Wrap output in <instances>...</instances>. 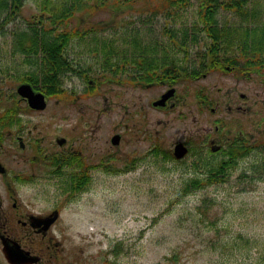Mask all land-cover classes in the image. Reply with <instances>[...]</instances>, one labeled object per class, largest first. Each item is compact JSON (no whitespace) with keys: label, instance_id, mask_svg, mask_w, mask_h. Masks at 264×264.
Segmentation results:
<instances>
[{"label":"rangeland","instance_id":"obj_1","mask_svg":"<svg viewBox=\"0 0 264 264\" xmlns=\"http://www.w3.org/2000/svg\"><path fill=\"white\" fill-rule=\"evenodd\" d=\"M57 1L24 0L17 15L0 9L3 106L10 105L11 88L16 80L21 82L23 70L30 69L16 51L13 32L42 8L52 11ZM162 1L83 0L65 23L74 34L67 47L97 86L86 91L87 83L66 74L63 92L51 96L46 111L65 108L98 116L99 165L88 189L67 200L63 237L78 246L87 264L90 259L94 264H264V172L256 167L264 155L250 152L212 183H205L202 166L206 159L215 163L226 153L221 140L223 150L209 152L208 135L242 131L249 145L264 142V68H243L241 56L243 51L264 52L253 38L264 30V0H246L242 15L221 10L220 23L233 35L226 54L238 57L236 66L210 69L197 78L182 71L171 83L174 97L165 107H155L152 101L168 85L133 84L129 66L113 75L103 63L109 59L113 68L120 57L110 55V48L129 51L134 42L151 49L149 41L158 37L164 47L156 56L165 65L195 66V54L209 43L201 25L192 24L198 21L196 2L173 11L171 6L160 9ZM165 25L175 39L185 30L184 50L177 42L173 45ZM246 26L258 30L246 34ZM115 133L121 138L112 146ZM179 141L188 146V153L176 159L172 151ZM191 178L203 181L185 188Z\"/></svg>","mask_w":264,"mask_h":264},{"label":"flooded vegetation","instance_id":"obj_2","mask_svg":"<svg viewBox=\"0 0 264 264\" xmlns=\"http://www.w3.org/2000/svg\"><path fill=\"white\" fill-rule=\"evenodd\" d=\"M63 51L67 69L62 77L74 74L94 88L97 80L77 72L81 60L72 56L69 47ZM1 82L0 70V264H87L78 246L63 237L62 215L67 200L88 189L98 168V116L65 108L48 112L51 96L28 81L21 83L43 92L45 106H30L28 98L18 93L17 80L8 95L10 105L3 106ZM218 131L215 125L214 133ZM117 134L118 143L112 142L114 134L110 137L112 146L120 142ZM213 135L206 138L212 153L223 150L219 140L226 146L248 142L242 131ZM89 263L94 264V259Z\"/></svg>","mask_w":264,"mask_h":264},{"label":"trees","instance_id":"obj_3","mask_svg":"<svg viewBox=\"0 0 264 264\" xmlns=\"http://www.w3.org/2000/svg\"><path fill=\"white\" fill-rule=\"evenodd\" d=\"M23 1L0 0V9L2 8L1 11L6 12V8H9L8 13L10 15H17L20 13ZM58 1L55 8H51L52 11L46 12L42 8V12L39 11L37 14L31 15L30 19L25 21L24 27L21 30L13 32L14 36L17 37L16 51L23 55L24 63L30 67L28 71L23 70L20 79L33 83L48 95L60 94L63 91L61 78L67 69V61L63 58V49L67 46L70 36L73 34V28L67 29L65 23L83 0H61V5L58 4ZM245 1L163 0L160 3V9L171 6L175 8L173 11L187 9L196 2L197 6L195 9L198 14V21L192 24L193 26L201 25L207 38H209V43H206V48L203 51H198L195 54V66L188 69L182 68L179 65H165L163 60L158 59L156 56L164 47L163 41L156 37L149 41L153 44H149L151 49L147 45L143 47L134 42L132 44L134 47L129 51H118L110 48V55L115 54V56H120L119 60L114 63V72L121 73L126 70V66H129L132 73L130 77L132 82L150 85L161 80L172 83L174 79H178L177 77L181 75L182 71H184L186 76L197 78L199 75L207 73L210 69L223 68L225 65L236 66L238 57L226 54L229 50L227 47L230 46V40L233 38L231 37L232 34H229L230 30L227 25L224 26L220 23L219 16L223 12L221 10H228L232 14L242 15L246 12L244 9ZM163 28L165 32L169 33L173 45L177 42L179 49L184 50L187 39L185 30L182 34L180 33V29V34H177L178 39H175V34H170L172 31H169L170 27L168 25H165ZM98 29L104 31L102 28ZM257 30L253 26H246L244 31L247 34L250 31L254 33ZM262 31L260 36H253L254 41L258 42V50L264 48V30ZM75 35L79 36L80 34ZM197 35L194 34L192 36L194 43H197L199 40ZM81 37H83L82 34ZM100 39L105 42L104 39ZM104 42L103 44H105ZM107 46H110V44H107ZM251 54L249 55L246 51L241 53V56L244 58L243 68H253V70L254 68L259 69V67L264 68V52L261 55L256 52H251ZM106 55L107 53L104 56ZM255 57L258 58L255 59ZM143 62L145 65H142ZM111 64L109 59L104 62L105 68L111 67ZM225 151V156L215 163L207 161V159L202 162V166L207 171L206 176L203 178L205 183H212L222 178L227 168L236 163L238 159L249 155L250 152L256 151L264 155V142H260L258 145H249L244 140L240 143L234 141L226 147ZM263 165L264 159L256 167L263 169L264 172ZM256 167L253 168L255 169ZM201 181L203 180L191 178L185 188L196 187Z\"/></svg>","mask_w":264,"mask_h":264},{"label":"water","instance_id":"obj_4","mask_svg":"<svg viewBox=\"0 0 264 264\" xmlns=\"http://www.w3.org/2000/svg\"><path fill=\"white\" fill-rule=\"evenodd\" d=\"M18 93L28 98L30 106L34 108H43L45 105L44 95L40 92H34L29 84L22 83L18 86ZM175 89L169 88L164 92L158 99L154 100L152 104L154 106L164 105L166 100L174 94ZM112 142H118V135L112 137ZM187 152V147L182 143L178 142L173 149V154L176 158H181Z\"/></svg>","mask_w":264,"mask_h":264}]
</instances>
